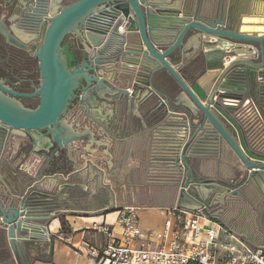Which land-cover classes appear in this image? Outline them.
Wrapping results in <instances>:
<instances>
[{"label":"water","instance_id":"1","mask_svg":"<svg viewBox=\"0 0 264 264\" xmlns=\"http://www.w3.org/2000/svg\"><path fill=\"white\" fill-rule=\"evenodd\" d=\"M18 2L19 13L7 24L0 18V33L10 45L37 59L39 84L23 93L0 80V161L13 138H22L18 132L26 137L41 133L52 145L71 152L81 149V141L95 143L90 129H74L80 122L72 125L69 118L81 110L91 119L82 94L93 86L98 91L113 86L125 89L115 95L127 97L130 113L138 103V121L148 127L152 140V159L179 185L176 207L220 220L219 210L194 190L202 185L194 177L191 159L217 157L225 143L246 169L242 183L233 182L235 187L227 191L237 196L251 186L264 189V151L253 148L244 124L252 100L245 101L243 110L239 107L248 94L264 103V17H243L234 24L223 2L211 18L210 10L203 12L201 0H75L69 5L54 1L51 11L50 0ZM72 32L83 37L85 54L79 63L74 56L71 62L62 48ZM206 69L218 75L209 91L199 83ZM162 71L193 101L199 123L174 110L156 87ZM218 91L223 92L218 94L223 104L213 101ZM26 98H39L40 103L29 108L22 102ZM51 177L60 179L57 174ZM39 182L30 185L17 208L5 211L0 203V233L18 264H29L30 243H44L37 238L48 235L43 223L70 213L73 197L68 190L86 189L70 179L52 189H43Z\"/></svg>","mask_w":264,"mask_h":264},{"label":"crops","instance_id":"2","mask_svg":"<svg viewBox=\"0 0 264 264\" xmlns=\"http://www.w3.org/2000/svg\"><path fill=\"white\" fill-rule=\"evenodd\" d=\"M50 1L51 6H55L54 1L66 5L65 0ZM201 2L203 12L210 10L211 18H216L219 6L224 2V11L233 19L234 24L243 17H264L262 0ZM81 38V34L72 32L63 41L62 48L71 62L75 58L79 63L84 57ZM230 58L234 61L236 56ZM225 60L229 61V58ZM214 73L210 69L204 70L199 81L204 88L209 87L208 91L218 76ZM261 80L259 78V82ZM96 87L93 86L82 94L87 98L91 119L86 118V113L81 110L73 111L69 118L72 125L80 122L78 128L75 126L74 129H90L95 134V143L81 141V149L71 152L52 145L51 140L41 133H32L31 137H26L24 133L18 132L22 138H13L12 145L9 144L10 149L0 161V203L5 211L17 208L22 195L37 179H40L43 189H52L67 179L86 186L85 190H68L73 197L68 207L70 213H61L43 223L47 226L50 243H45L48 240L45 236L41 238L44 243H30L32 248L26 257L29 264H93L89 250L94 247L102 248L110 243L107 235L99 232V229L103 225L111 226L115 234L119 235L121 230L116 223L117 209L125 207L137 208L141 224L140 242H144L149 248H158L162 242L161 234L167 211L176 207L179 185L173 183L171 175L167 176L160 171L157 168L158 161L152 159V140L148 138V127L138 121L137 115L141 114L137 108L138 103L130 113L127 97L115 95L118 92L123 93L125 89L106 86L98 91ZM156 87L166 95L174 110L188 116L194 124L199 123L193 116L198 113L195 104L166 71L158 75ZM221 93L223 92H216L213 101L223 104L224 98L218 97ZM252 95L243 96L239 107L243 110L245 101L252 100V107L245 116L247 120L244 124L248 126L247 136L255 146L253 148L264 151V103H260L259 98ZM191 165L195 179L202 185L194 186V190L205 203L214 210H219V217L224 220L236 216L229 215L230 208L237 205L239 199L251 200L245 197L247 194L257 192L260 199L264 198V189L259 190L254 186L247 188L243 195L236 196L227 191V188H234L242 183L246 169L226 143L217 157L193 158ZM54 174L60 179L52 178L51 175ZM233 182L236 183L235 186ZM62 217H65L71 234H63ZM223 219L220 224L225 232L240 238L237 235L242 236L241 233L232 232ZM0 240L4 244L0 246L4 249L5 258L7 257V261L4 259L5 264H18L11 257L4 234L0 233ZM249 244L253 248L264 247V244Z\"/></svg>","mask_w":264,"mask_h":264},{"label":"built area","instance_id":"3","mask_svg":"<svg viewBox=\"0 0 264 264\" xmlns=\"http://www.w3.org/2000/svg\"><path fill=\"white\" fill-rule=\"evenodd\" d=\"M117 213L116 223L121 232L116 235L107 225L99 229L110 243L89 250L93 264H264V247H250L234 236V246L221 244L223 226L201 211L169 209L161 245L155 249L139 240L137 208L125 207Z\"/></svg>","mask_w":264,"mask_h":264},{"label":"flooded vegetation","instance_id":"4","mask_svg":"<svg viewBox=\"0 0 264 264\" xmlns=\"http://www.w3.org/2000/svg\"><path fill=\"white\" fill-rule=\"evenodd\" d=\"M19 0H0V18L7 20L19 12ZM9 25V24H8ZM17 65V66H16ZM20 66L21 68H19ZM39 66L38 61L29 52L19 50L7 42L4 35L0 33V80L17 91L26 93L33 92L34 86L38 84ZM25 106L36 108L39 98L22 99ZM0 258H4V251L0 249ZM4 261V260H3Z\"/></svg>","mask_w":264,"mask_h":264},{"label":"rangeland","instance_id":"5","mask_svg":"<svg viewBox=\"0 0 264 264\" xmlns=\"http://www.w3.org/2000/svg\"><path fill=\"white\" fill-rule=\"evenodd\" d=\"M65 1L66 5H69L72 1L75 0ZM18 67L21 68L20 66ZM245 197H249L251 198V200L244 201V199L241 198L238 200L237 205H234V209L230 208L229 215L233 216L235 214L236 216L234 218L230 219L231 217H228V219L226 220L220 218V220H217V222L221 223L223 219L227 223L228 227L232 230V232L234 231L241 233L242 236H240L239 234L237 236L240 238L242 237L241 239L248 245H250L249 242L254 245L257 243L264 244V198L260 199V196L257 192L249 193ZM252 205H255V208H252ZM232 232L230 231L231 234H233ZM219 237L221 240V244L233 246L235 245L236 239H233L229 233L223 231ZM46 243H50V241H46ZM0 245H4L1 240ZM1 246L0 249H2ZM2 250L4 251V249ZM5 256L6 255L4 253L3 260L5 259V261H7V257L5 258ZM3 260L2 258H0V264H5V261Z\"/></svg>","mask_w":264,"mask_h":264},{"label":"trees","instance_id":"6","mask_svg":"<svg viewBox=\"0 0 264 264\" xmlns=\"http://www.w3.org/2000/svg\"><path fill=\"white\" fill-rule=\"evenodd\" d=\"M61 225L63 226V230H62L63 234H65V235L71 234V232L68 230V226H67V222H66L65 217L61 218Z\"/></svg>","mask_w":264,"mask_h":264},{"label":"bare ground","instance_id":"7","mask_svg":"<svg viewBox=\"0 0 264 264\" xmlns=\"http://www.w3.org/2000/svg\"><path fill=\"white\" fill-rule=\"evenodd\" d=\"M51 6V5H50ZM54 7V6H53ZM50 9V11L51 10H54L53 8H52V6L49 8ZM50 16V15H49ZM122 29H124V28H122ZM45 236V238L46 239H48V235H47V233H45V235L44 234H37V238H39V240H41L42 241V239L41 238H43Z\"/></svg>","mask_w":264,"mask_h":264}]
</instances>
